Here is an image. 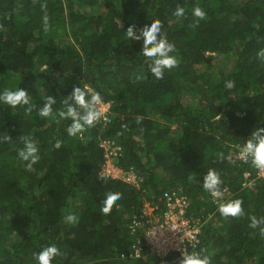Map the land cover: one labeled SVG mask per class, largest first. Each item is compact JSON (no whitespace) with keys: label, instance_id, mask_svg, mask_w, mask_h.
<instances>
[{"label":"trees","instance_id":"16d2710c","mask_svg":"<svg viewBox=\"0 0 264 264\" xmlns=\"http://www.w3.org/2000/svg\"><path fill=\"white\" fill-rule=\"evenodd\" d=\"M42 2L0 0V94L24 89L36 109L51 95L56 113L80 87L88 98L99 93L110 109L106 121L71 137V119L0 102V141L12 138L0 142V264H37L33 253L52 244L66 253L52 264H177L180 252L158 258L144 237L152 219L144 202L173 191L186 196V215L199 221V240L187 252L205 249L212 264H264V236L249 227L250 216H264V178L254 179L251 158L238 156L251 132L264 127V61L257 56L264 49V0H47L48 32ZM177 4L184 17L173 15ZM196 6L207 19L193 27ZM155 19L180 60L163 79L149 72L142 39L126 37L129 25ZM228 80L235 81L231 90ZM22 135L39 149L31 170L17 155ZM105 140L120 147L111 158L137 174V186L104 172ZM209 169L225 188L217 202L202 188ZM250 179L255 186L243 187ZM108 192L122 199L105 215ZM237 198L245 216L223 217L219 205ZM69 213L78 217L75 225L63 222ZM134 222L142 225L131 231ZM134 237L145 257L122 261L118 255Z\"/></svg>","mask_w":264,"mask_h":264},{"label":"clouds","instance_id":"9594fccd","mask_svg":"<svg viewBox=\"0 0 264 264\" xmlns=\"http://www.w3.org/2000/svg\"><path fill=\"white\" fill-rule=\"evenodd\" d=\"M41 10L44 12L42 23L43 30L49 31V16L47 15V0H44L40 4ZM173 15L181 18L185 16V8L177 4ZM192 15L195 18L192 26H198L201 20H206L207 16L205 11L196 6L192 10ZM163 24L160 20L155 19L150 23L144 25L141 28H137L135 24L129 25L126 29V37L131 41H140L142 39L141 53L151 61L148 64L149 72L156 79H163L165 70H171L176 68L180 64V60L176 55L171 53L176 52V47L173 43H170L165 33H162ZM0 29H3V25H0ZM257 56L261 61H264V49H261ZM224 87L226 89H233L235 87V81H225ZM71 101V103H69ZM0 102L15 108L17 106H27L25 113L30 114L33 109H36V105L32 104L29 99V93L24 89L17 88L15 91L5 89L0 94ZM103 102V101H102ZM56 103V99L49 95L46 97L42 107L36 109L40 117L56 119L58 116L61 119H71L72 123L67 127L66 131L69 136L75 137L78 134L82 135L86 130L95 127L96 122L100 119L101 113L97 106L101 103V97L99 93H93L90 98L85 90L80 87H74L71 94L65 97L63 104L66 110H59L56 113L53 112L52 106ZM82 110V112H81ZM142 117H137L136 122L139 124L142 121ZM121 127L127 130V125H121ZM143 131V128L140 129ZM122 134V133H118ZM10 135H4L3 141H11ZM20 141L23 143V148L17 150V155L20 160L26 161V168L31 170L33 165L37 164L41 157L39 155V149L31 136L22 135ZM62 141L57 139L54 147L59 149L62 146ZM241 157L247 161L251 158L253 166L257 168H264V127L255 128L250 136L245 140L241 151ZM258 177H254L256 179ZM221 177L215 169H209L207 174L203 177L202 188L210 193L214 198L222 199L224 191L221 189ZM255 186V185H254ZM122 199V194L119 192H108L106 198L103 201L101 212L105 215L111 213L113 206L118 200ZM220 214L225 217L241 218L245 216L243 209V200L240 198L229 200L219 205ZM150 217V216H149ZM197 219V217H196ZM251 228H259L260 234L264 236V216L256 217L255 215L249 217ZM65 224L75 225L78 222V217L75 214L69 213L64 217ZM199 224V221H198ZM135 237L133 238V240ZM132 245V243H131ZM131 245L128 251L119 253L118 258L122 261L134 262L144 258L145 255L138 259L122 258V253H129ZM205 249L200 251L182 252L181 259L177 264H212L211 258L208 255H204ZM167 253L163 256L165 257ZM37 264H52L55 257L60 256L66 258V253L61 252L60 249L52 244L43 248L38 253H33ZM158 257V256H157ZM158 257V258H163Z\"/></svg>","mask_w":264,"mask_h":264},{"label":"built area","instance_id":"2783aa9c","mask_svg":"<svg viewBox=\"0 0 264 264\" xmlns=\"http://www.w3.org/2000/svg\"><path fill=\"white\" fill-rule=\"evenodd\" d=\"M97 108L101 113L98 121H106L110 104L101 101ZM100 145L105 148L106 161L111 157L120 155V147L112 145L108 140L102 141ZM238 156L241 157V153ZM106 164L108 163L104 165V172L108 168ZM112 167L120 171V174L114 177H121L135 186L141 181L132 170L124 172L115 164L112 165ZM256 177L264 178V168H257ZM254 185L255 183L252 179L243 182V187L250 189H252ZM224 190L225 188L223 191ZM211 197L215 202L218 201V199L214 198L212 195ZM189 204L186 196L177 191L164 192L162 196H157L156 201L144 202L143 214L152 217V219L148 220L150 225L146 228L144 233L145 242L151 254L158 257H163L170 251H178L181 254L182 252H187L188 247H195L197 245L200 228L198 219L192 217V215H186ZM147 209H149V211H147ZM160 209L161 211L158 213L157 210ZM140 225L142 224L134 222V225L131 226V231H134L137 226L140 228ZM142 250L141 240L136 238L131 245L130 252L128 254L122 253L121 257L138 259L144 255Z\"/></svg>","mask_w":264,"mask_h":264},{"label":"rangeland","instance_id":"374dc122","mask_svg":"<svg viewBox=\"0 0 264 264\" xmlns=\"http://www.w3.org/2000/svg\"><path fill=\"white\" fill-rule=\"evenodd\" d=\"M106 163V166L108 167L105 172L106 173H109L111 176H115V175H119L120 174V171L119 170H115L112 165H114V159L110 158L109 160L105 161ZM147 211H149V209H147Z\"/></svg>","mask_w":264,"mask_h":264}]
</instances>
